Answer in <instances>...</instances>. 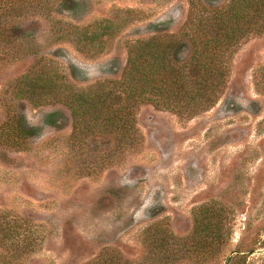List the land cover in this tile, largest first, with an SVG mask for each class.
<instances>
[{
  "label": "rangeland",
  "instance_id": "1",
  "mask_svg": "<svg viewBox=\"0 0 264 264\" xmlns=\"http://www.w3.org/2000/svg\"><path fill=\"white\" fill-rule=\"evenodd\" d=\"M191 2L0 0L1 17L27 4L8 26L14 47L0 45V221L30 222L39 240L11 264H264V35L236 49L211 109L143 104L136 145L114 156L100 142L72 148L68 110L18 92L39 66L60 86L119 78L138 40L179 36ZM14 118L38 129L21 147L7 143ZM204 206L220 246L192 254Z\"/></svg>",
  "mask_w": 264,
  "mask_h": 264
},
{
  "label": "trees",
  "instance_id": "2",
  "mask_svg": "<svg viewBox=\"0 0 264 264\" xmlns=\"http://www.w3.org/2000/svg\"><path fill=\"white\" fill-rule=\"evenodd\" d=\"M218 1L191 2L179 36L138 40L127 51L117 79L99 81L85 89L68 82L60 86L46 66H39L22 76L18 92L34 104L51 102L68 110L72 148L83 151L91 142H100L109 156L132 149L138 137L136 113L141 105L187 118L211 109L222 95L236 49L246 39L264 35V0H227L221 5ZM25 5H13L8 15L0 16V45L5 44L6 49L15 44L8 26L21 17L19 11ZM55 118L56 114L48 115L46 125L59 123ZM9 123L7 143L14 147L37 135V128H23L15 118ZM210 210L204 206L197 211L189 238L192 254L203 248L211 253L220 246L216 232L221 223L205 219ZM202 212L204 218L199 216ZM30 227V222L0 221V264L17 263L37 250L39 240Z\"/></svg>",
  "mask_w": 264,
  "mask_h": 264
}]
</instances>
